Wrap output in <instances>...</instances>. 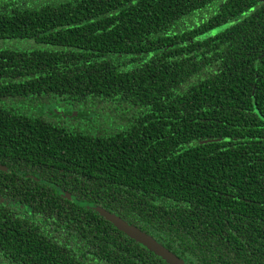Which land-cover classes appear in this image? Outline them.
I'll list each match as a JSON object with an SVG mask.
<instances>
[{
  "label": "trees",
  "instance_id": "16d2710c",
  "mask_svg": "<svg viewBox=\"0 0 264 264\" xmlns=\"http://www.w3.org/2000/svg\"><path fill=\"white\" fill-rule=\"evenodd\" d=\"M0 165V264H264V0H0Z\"/></svg>",
  "mask_w": 264,
  "mask_h": 264
},
{
  "label": "water",
  "instance_id": "95a60500",
  "mask_svg": "<svg viewBox=\"0 0 264 264\" xmlns=\"http://www.w3.org/2000/svg\"><path fill=\"white\" fill-rule=\"evenodd\" d=\"M1 169L5 168L0 165V170ZM65 197L69 198V195L65 194ZM94 209L97 210L101 215H103L108 221L114 224V226L122 231L126 236L141 244L147 250L164 260L167 264H185L184 261L180 259L176 254L163 246L152 236L141 231L134 225L128 224L120 217L104 209H101L99 207H94Z\"/></svg>",
  "mask_w": 264,
  "mask_h": 264
},
{
  "label": "rangeland",
  "instance_id": "374dc122",
  "mask_svg": "<svg viewBox=\"0 0 264 264\" xmlns=\"http://www.w3.org/2000/svg\"><path fill=\"white\" fill-rule=\"evenodd\" d=\"M28 3L31 2V4H34L36 2H39V1H49V0H26ZM51 1V0H50ZM53 1H57V0H53Z\"/></svg>",
  "mask_w": 264,
  "mask_h": 264
}]
</instances>
